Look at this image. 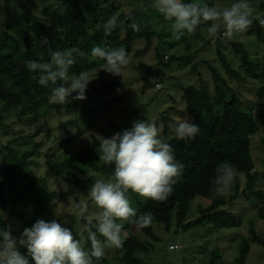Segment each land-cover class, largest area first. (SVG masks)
I'll return each instance as SVG.
<instances>
[{"label": "trees", "instance_id": "obj_1", "mask_svg": "<svg viewBox=\"0 0 264 264\" xmlns=\"http://www.w3.org/2000/svg\"><path fill=\"white\" fill-rule=\"evenodd\" d=\"M124 1L131 6V10L128 12L122 10L116 14L121 8V0H43L39 10L36 0H2L0 10V103L2 108L7 113H14L23 107L34 116H39L46 115L51 110L61 112L63 109L72 107L74 101L65 104L51 103L49 101L51 87L40 86L38 84L39 72H33L27 68L29 60L51 63L50 51L52 50L71 48L78 54L76 63L69 70L70 75H78L91 69L101 70L105 66L103 61L92 57L91 49L94 46L100 45L109 49L123 47L126 53H130L134 49L135 42L140 39H145V47L138 50L142 53L150 48L156 38V56L161 65H168L176 60L186 64L192 59L191 55L176 56L167 53V48L173 45L169 40L172 37L171 32L165 33L170 22L164 20L155 11L152 7V0ZM217 1L220 0H203L209 5H216ZM258 10L264 12V0H259ZM112 16L118 18L117 26L111 33L105 34L103 25ZM261 16H264V13ZM133 20L140 25V31H135L130 27ZM202 26L204 25L201 24L196 31ZM252 33L255 37L254 43L261 45V52L259 50V53L254 55L245 42L231 41L236 55L235 61L221 50L222 42L218 39V59L231 76V81L245 83L253 80L251 93L259 100H249L247 104L231 105L232 93H235V90L223 77L220 68L215 67L209 61L207 63L213 69L215 77V99L217 103H222L220 105L222 109L217 111L215 106L219 104L212 99L209 88L195 85L183 86L182 98L185 101V114L182 112L183 107L175 108V111L171 110L174 114L169 111L164 112L161 115L163 126L158 128L159 138L172 146L177 162L184 165L182 175L177 178L171 194L162 202L146 197L143 200L138 193L129 190L127 194L133 197L132 207L137 217L150 214L153 220L144 228H138L127 221H118L123 224L122 231L126 233L123 247L117 249L122 253L117 258L121 264H144L143 257H151L152 253L157 251L155 249L159 248L161 237L155 232L154 223L156 222L162 223L168 231L173 222L185 231L193 227H208L210 230L214 228L217 231L223 228L240 227L244 217L225 206L238 199L242 175H245V183L251 191L247 197L251 199L255 196L261 200L256 209V217L264 219V191L254 188L262 174L255 170L256 162L251 154L250 144L252 135L261 128L260 116L255 108L264 106V26L254 21ZM196 35L203 37L199 31ZM45 38L47 44L42 43ZM179 41L190 43L189 34ZM176 42L178 43V40ZM158 76L162 77L161 74ZM144 80V86L150 87L152 80L147 75L144 76ZM117 85L124 86L119 76L111 74L109 79L102 77L100 85L87 88L86 96L99 90L106 94ZM224 90L231 92L230 96L227 97ZM112 101L116 100L112 99L110 103H113ZM44 108L46 109L42 111ZM143 109L145 108L139 111L141 115L133 112L134 115L129 116V119L134 122L145 116V120L149 121ZM86 111L90 112L89 109ZM184 116L189 117L200 127V133L195 140L189 142L177 139L174 135L175 124ZM133 117H136L134 121ZM2 118L1 114L0 119ZM149 122L152 123V121ZM74 124L75 121L69 119L61 121L57 129H69ZM2 126L9 127L7 124H2ZM52 130L49 127L48 134ZM67 140L68 138H65L62 143ZM16 141L17 138L9 140L11 143ZM11 143L7 146L10 150L8 155L3 162H0V211L12 208V212L18 216L22 224H25L23 221L25 210L33 211L32 217L35 220L31 223L32 225L56 194L45 182L38 189L31 180L21 185L22 178L29 174L34 176L31 168L34 163L32 157L39 151L41 142H37L30 151L21 155L17 148L11 146ZM101 143V139L94 136L91 143L84 148L66 149L62 154L55 152L53 160L50 157L47 159L49 172L62 178L68 185L62 195L75 196L78 187L89 182V179L83 178L82 175L86 173L88 164L100 160L99 146ZM225 161L230 162L237 169V176L232 182L235 185V192L229 196L218 194L213 184L217 165ZM106 172L110 173L111 167L106 166ZM197 197L206 198L209 201L207 204L198 203L200 215L187 221L191 205ZM78 199L76 195V200ZM17 205H20L19 208ZM173 212H175L174 220ZM67 216V226L73 231L74 237L80 240L86 251H90L88 231L89 229L95 231V224H89V219L84 218L85 229L79 233L76 229L77 219L70 214ZM4 219L0 214V226L8 224ZM250 222L252 226L249 235L243 238L238 247L235 264H248L251 242L264 247V236L253 227L255 219H250ZM133 226L144 234L146 239L136 235V232L132 230ZM82 234L85 236L84 242ZM97 238L101 241L104 239L99 233H97ZM209 249L207 248L205 252ZM19 250L29 259V264H34L26 247ZM108 256L104 254L100 259H94L93 264H118ZM208 257L209 264H223L224 262L216 249H213Z\"/></svg>", "mask_w": 264, "mask_h": 264}, {"label": "rangeland", "instance_id": "obj_2", "mask_svg": "<svg viewBox=\"0 0 264 264\" xmlns=\"http://www.w3.org/2000/svg\"><path fill=\"white\" fill-rule=\"evenodd\" d=\"M36 1L37 9L39 10L41 9L43 0ZM233 2L234 0H220L217 1L215 6L221 8L227 7ZM250 3L256 7L257 15H263L264 12H259L258 10L259 0H252ZM120 4L121 8L116 14L122 10L126 12L131 10V6L127 5L124 0H121ZM1 5L2 0L0 1V10ZM208 24V22L203 23L204 26L199 30H195L189 34L190 43L186 44L179 40L177 43L172 37L169 38L173 45L167 48V53L176 56L191 55L192 59L186 62V64H182L176 60L168 65H161L156 56V38L153 40L150 48L142 53H139L138 50L145 47V39L138 40V42H135L134 49L130 53H127L129 63L122 69L123 75H119V79L124 83V86L117 85L106 94L100 90L94 91L87 95L86 99L74 100L72 107L69 109H63L61 112L51 110L46 115L34 116L23 107H20L14 113H7L0 103V115L2 114L3 117L0 119V162L5 160L10 151L7 149V146L11 143L9 140L17 138V141L11 143V146L18 149L19 155L30 151L37 142H41L39 151L32 157L34 163L31 165V168L34 176L29 174L27 177L21 179V185L31 180L35 183L37 189L45 182L56 194L42 213L39 214L38 219L44 218L50 220L56 217L68 224L67 215L70 214L77 219L76 229L79 233H82L85 229L84 218L93 220V224H95L94 218L99 214L100 210L87 196V191L95 180H109L112 178V173L114 172L113 164H104L102 160L88 164L86 166V173L82 176L85 179H89V182H85L78 187L76 195L79 199L76 200V195L69 197L62 195V192L67 190L68 185L62 178L49 172L47 159L50 157L53 160L55 152L62 154L66 149L79 150L84 148L91 143L94 136L99 137L103 141L104 137H111L116 132H122L130 128L133 122L129 119V116H133V112H138L141 115L139 111L142 108H145L143 110L146 112V118L152 121L158 128H162L163 121H161V115L164 112L168 113L169 111L174 114L171 110L175 111V108L183 107L182 112L185 114V101L182 98L183 86L195 85L197 87L209 88L213 96L212 99L217 103L215 99L216 84L214 72L207 61L211 62L215 67L220 68V72L228 80V84L231 87L233 86L236 94L232 93L231 105L236 103L247 104L249 100H259L251 93V90H253V80L245 83L231 81V76L226 72L218 59L217 49L218 39H220L222 42L221 50L225 51L232 60L236 59V55L231 41L245 42L254 55L259 53V50L261 52V45L254 43L255 37L252 33V25L247 32L229 38L223 30L217 33L216 36L209 35L207 31ZM198 31L202 33L203 37L196 35ZM167 32H170L168 26L167 30H165V33ZM253 44L254 47L252 48ZM85 73L90 78L95 77L89 82L88 88L100 85L102 77L106 79L111 77V74L103 69V67L101 70L91 69ZM158 74H161L162 77H159ZM145 75L152 80V84L148 88L144 86ZM162 79L164 80L162 81ZM224 93L227 97L231 94V92H225V90ZM112 99L116 101L110 103ZM217 104L219 105L215 107L218 111V109H222L220 107L222 103ZM86 109H89L90 112H87ZM255 111L260 116L259 122L261 128L251 137V154L256 162L255 170L261 172L262 176L254 188L264 191V106L261 105L260 108H255ZM144 117H138L140 118L138 120H144ZM135 118L133 117L132 120L134 121ZM68 119L75 121V124L71 125L69 129H57L61 121ZM2 124H7L9 127H3ZM49 127L53 129L50 134H48ZM65 138H68V140L62 143ZM106 166L111 167L110 173L106 172ZM241 178L238 199L225 206V208L244 217L243 224L240 227L223 228L220 231L214 228L210 230L208 227H193L185 231L176 222H173L171 229L168 231L162 223L156 222L154 223V229L160 235L161 241L159 248L155 249L157 251H154L151 257H143L144 264H209L208 256L212 254L213 249H216V252L222 256L224 260L223 264H231V262L235 264L238 247L242 243L243 238L249 235V230L252 226L250 219H255V226L253 225V227L264 236V219H257L256 217V209L260 205L261 200L255 196L251 199L247 197V194L251 191L245 183V175H242ZM234 192L235 185L231 183L223 194L229 196L234 194ZM126 195L131 201L130 205L132 206L133 197L129 194ZM140 197L143 200L145 199V197ZM208 201L206 198L197 197L191 205L187 221L200 215L198 203L207 204ZM19 206L17 205V208ZM0 214L4 218L7 217L8 224L11 223L13 225L14 236H19L23 228L32 226L31 223L35 220L32 217L33 211L25 210L23 213L25 224H22L18 216L12 212V208L1 210ZM174 217L175 212H173V220ZM132 230L140 238L146 239L145 235L137 231L134 226ZM123 233L126 236V233ZM82 241H85L83 234ZM83 248L86 250L85 247ZM207 248L210 249L205 252ZM250 250L248 264H264V247L251 242ZM104 254L109 255L108 257L112 261L121 264L118 261L119 259H117L122 254L119 250L105 247Z\"/></svg>", "mask_w": 264, "mask_h": 264}, {"label": "clouds", "instance_id": "obj_3", "mask_svg": "<svg viewBox=\"0 0 264 264\" xmlns=\"http://www.w3.org/2000/svg\"><path fill=\"white\" fill-rule=\"evenodd\" d=\"M152 7L170 22L169 30L175 40L193 33L206 22H210L209 35L216 36L223 30L229 38L247 32L254 21L264 26V16L256 14V7L250 0H234L222 8L203 0H152ZM117 23L116 16L109 18L103 25L105 34L111 33ZM130 27L141 30L135 20ZM42 43L47 44V39ZM77 55L71 48L52 50L51 63L27 62L30 71L39 72L38 84L51 87V103L65 104L86 99L89 82L95 77L90 78L84 72L70 75L69 70L76 63ZM91 55L103 61V69L114 76L123 75L122 69L129 63L123 47L109 49L96 45L91 49ZM199 133V125L187 116L174 126L175 137L185 142L195 140ZM99 152L104 164H114V172L109 180H95L87 191V196L100 210L94 218L95 231H88L90 251L82 247L66 222L56 217L50 220L40 218L32 226L24 227L19 236L13 235L11 223L0 226V264H29V259L19 250L22 247L27 248L34 264H93L94 259L104 255L105 247H123V224L118 221H127L138 228L152 223L150 214L137 217L126 194L131 190L142 197L165 201L184 168L177 162L172 146L159 138L158 127L145 119L136 120L130 128L104 137ZM236 176L237 169L230 162L218 164L213 179L214 190L223 194ZM88 223L92 224L93 220ZM97 233L104 238L103 241L97 238Z\"/></svg>", "mask_w": 264, "mask_h": 264}]
</instances>
